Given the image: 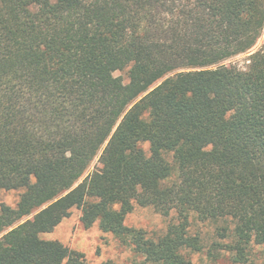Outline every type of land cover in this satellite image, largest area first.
Here are the masks:
<instances>
[{"label": "trees", "instance_id": "trees-1", "mask_svg": "<svg viewBox=\"0 0 264 264\" xmlns=\"http://www.w3.org/2000/svg\"><path fill=\"white\" fill-rule=\"evenodd\" d=\"M263 29L264 0H0V190L20 192L0 264H91L41 238L74 208L145 264H192L191 220L222 222L245 263L264 244V45L227 61ZM135 205L173 214L164 234L128 226Z\"/></svg>", "mask_w": 264, "mask_h": 264}, {"label": "rangeland", "instance_id": "rangeland-1", "mask_svg": "<svg viewBox=\"0 0 264 264\" xmlns=\"http://www.w3.org/2000/svg\"><path fill=\"white\" fill-rule=\"evenodd\" d=\"M264 45V29L257 43L250 52L232 57L227 63L236 64L240 67L247 65L248 54L258 50ZM127 82L125 72H114ZM148 148V144H145ZM171 160V157H168ZM99 162L97 157L92 161L88 172L97 168ZM19 190H0V203L14 205L18 199ZM173 218V214L168 217L161 216L151 207L135 205L134 209L127 215L125 223L128 226L142 228L147 235L156 238L166 231L168 223ZM222 222H198L191 220L190 231L197 233L203 240V246L199 252H190L189 257L192 264H240L233 262L217 228ZM43 239H57L70 249H76L84 253L86 260L91 264H102L109 262L113 264H145L143 257L136 255L129 247L119 243L114 235L102 231L97 224L90 228H85L80 221V210L74 208L70 216L62 220L53 231L42 233ZM148 264V263H147ZM242 264H264V244H252L248 251L247 261Z\"/></svg>", "mask_w": 264, "mask_h": 264}]
</instances>
